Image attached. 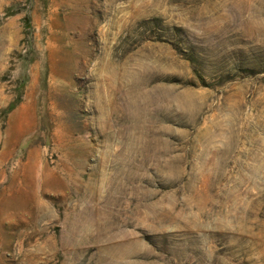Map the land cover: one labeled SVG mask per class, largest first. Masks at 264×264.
Listing matches in <instances>:
<instances>
[{"label": "rangeland", "instance_id": "1", "mask_svg": "<svg viewBox=\"0 0 264 264\" xmlns=\"http://www.w3.org/2000/svg\"><path fill=\"white\" fill-rule=\"evenodd\" d=\"M34 263L264 264V0H0V264Z\"/></svg>", "mask_w": 264, "mask_h": 264}, {"label": "bare ground", "instance_id": "2", "mask_svg": "<svg viewBox=\"0 0 264 264\" xmlns=\"http://www.w3.org/2000/svg\"><path fill=\"white\" fill-rule=\"evenodd\" d=\"M36 194V193H35ZM36 199H37V197H36ZM35 200V199H34ZM25 229V228H24ZM22 231V230H21ZM25 231H23V233H24ZM16 233V232H15ZM32 235V234H31ZM26 236V235H25ZM24 236V237H25ZM23 238V237H22ZM19 239H21V238H19ZM18 239V240H19ZM29 240H31L30 238H29ZM22 242V241H21ZM20 244H22V243H20ZM20 246V245H19ZM2 247V246H1ZM24 247V246H23ZM15 249H17L16 247H15ZM23 249V248H22ZM2 250V249H1ZM28 250V249H27ZM17 251V250H16ZM28 253V252H27ZM18 254V253H17ZM25 254V253H24ZM27 255V254H26ZM24 257V256H23ZM20 263V262H19ZM34 264H39V263H34Z\"/></svg>", "mask_w": 264, "mask_h": 264}]
</instances>
